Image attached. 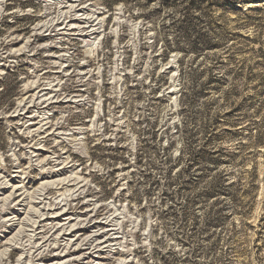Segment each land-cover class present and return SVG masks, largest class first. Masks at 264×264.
<instances>
[{
  "label": "rangeland",
  "instance_id": "obj_1",
  "mask_svg": "<svg viewBox=\"0 0 264 264\" xmlns=\"http://www.w3.org/2000/svg\"><path fill=\"white\" fill-rule=\"evenodd\" d=\"M184 1L84 0L89 37L54 32L74 15L66 0H0V189L19 166L29 192L48 183L49 205L81 220L99 201L119 222L113 264H264V0ZM50 85L80 99L38 133L24 111ZM13 206L0 202L6 238ZM31 213L0 264L33 263Z\"/></svg>",
  "mask_w": 264,
  "mask_h": 264
},
{
  "label": "bare ground",
  "instance_id": "obj_2",
  "mask_svg": "<svg viewBox=\"0 0 264 264\" xmlns=\"http://www.w3.org/2000/svg\"><path fill=\"white\" fill-rule=\"evenodd\" d=\"M66 1L69 4L74 15H73V17H70L69 21L62 22V25L60 26L61 28L56 29V31H54V32L57 35H64V36L70 35L71 36L75 29H79V28H81V26L85 25V27L90 28V33H89L90 36L89 37H91V35H95L97 33V28H98L97 25L98 24L95 23V20L90 22V20L86 19L81 14L83 12V10L79 6L84 0H66ZM1 10H2V2L0 4V12H1ZM67 19H68V17H67ZM98 21H99V19H98ZM85 27H82V28H85ZM85 30H87V29H85ZM75 32L77 33L78 31H75ZM79 33H81V32L79 31ZM45 52L47 53V51H45ZM64 70H66V69H64ZM39 83H42V82H39ZM42 85H43V83H42ZM52 85H54V84H52ZM60 91L61 90L58 88V86H51L50 85L46 88H41L40 86H38L37 92L34 95L32 94V98H30V101H29L30 106L28 105L29 108L28 107L26 108L27 113H26V111H24L25 114L26 115H32V113L36 112V110H37V112H39V113H33V114H35L36 118H38V119H40L38 117V116H40L41 117L40 120L43 121L42 117H44V118L46 117L47 111L49 110L50 107L52 108V106L56 105L57 103L58 104L61 103V101H64V103L69 104L70 101H74L77 98L80 99L79 97H63L62 99L58 100L62 96V94H61L62 92L60 93ZM75 103H76V101H75ZM30 107H32L34 109L33 112L32 111L30 112ZM35 116H29V117L27 116V117H28L29 121L32 123V120L34 119ZM33 121H35V120H33ZM48 121H49L48 119H44L43 123L42 122L37 123L39 125L42 123V126L37 127V128L35 127L34 131H36L38 133L39 132L43 133V131L45 130L44 127H46L48 124H50ZM31 123H30V125H33ZM46 134H48V133H46ZM38 138H37V141H35V143L30 145V154H31L30 156L36 158V161H37V158L39 156L38 143L43 142L44 137H42V138L40 137V140ZM40 161L42 162V160H40ZM60 166H61V164H60ZM57 167H58V165H57ZM31 168H33V167H31ZM65 170H63V171L65 172ZM51 172H54V171H51ZM11 173H12L11 175L4 177V180H3V183H2L0 190L8 188L11 183H14V184L10 187L11 189L9 188L11 190L9 192V194L0 198V202H2V201L5 202V200L10 201V203L13 202L14 206H13L12 212L9 213V216L10 215L11 216L9 219H5V221L7 222L5 229L9 230V231L16 229V231L10 238L5 237V234H6L5 232H3L0 235V244H1L0 245V249H1L0 254L5 253L6 251L12 250V248L14 247L12 245V241H13L12 239H14V237H16V235L20 232V230L23 228V226H25L26 220H29L28 217L30 214H32L31 211L35 210V212H38V215L35 217L36 219L33 221L34 223L32 225V230L30 231L31 233L28 235V237H29L30 242H32V240H37L39 238H40L41 242L38 246L36 245V246L30 247V249H32V250H30V249L27 250L28 257L30 259H32V261L34 260L32 264H47V263L48 264H113L112 263V261L114 260L113 258L119 254V249H120V248H118L120 240H119V237L116 233V229L114 228V225L118 221L113 219V218H115V217H113V215L104 217V215L102 214L103 218H101L98 215L97 211H95L96 208L103 206L102 204H99L100 203L99 201H97V200L94 201L91 199L86 200V203L88 204V206L93 207V209L90 211V214L88 216H86L85 218H83L81 220L80 219L81 213H79V215L78 214L74 215L75 213L74 214H72V212L70 213L66 207L65 208L57 207L58 204L56 202H55L57 204L56 206L53 204L49 205L50 201L49 202L46 201V199H47L46 195L47 194L45 195L44 189H41L45 185H47L48 183H44V181H43L41 184H39V186L35 190L33 189V191L29 192V190L25 186V183L28 180L27 173H24L20 169L19 166L14 167V169ZM56 177H57V175H56ZM50 178H51V176H50ZM15 179L18 182L14 181ZM60 180H62V179H60ZM79 182L77 183V185L79 184ZM27 184H30V183L28 182ZM60 186H61V183H60ZM83 186L84 185H82L80 187H83ZM80 187L78 188V190L75 189V191H73L74 192L73 194L78 193V194H76L77 197L80 196V194H84V192L85 193L87 192L86 191L87 189L85 191H79L82 189ZM90 187H91V185H90ZM39 188H40V190H39ZM45 189H46V187H45ZM62 193H63V191H62ZM87 195L88 194L86 193L84 196L85 199L89 198ZM44 196H46V197H44ZM59 196H58V198L60 199L62 197V195H61V197H59ZM63 196H64V194H63ZM76 196L74 195L73 197L75 198ZM69 197H70V194H69ZM55 201H57V200H55ZM64 201H66V200H64ZM66 203H68V202H66ZM83 203H85V201H83ZM70 204H72V203H70ZM32 207H36L38 209H33ZM102 211H104V210H102ZM22 214H24V215L22 218H20L22 216ZM73 217H75V219ZM73 220H74V223L72 224ZM119 226L120 225H118V227ZM46 230L48 233L46 232ZM55 233H56V236H55ZM24 234H25V232H24ZM45 234H47V235H45ZM118 234H120V233H118ZM59 242L60 243L62 242L61 245ZM23 248L25 249V246H23ZM23 254H24V252H23ZM46 258H49V260L46 261ZM119 259L115 264H130L126 260H119Z\"/></svg>",
  "mask_w": 264,
  "mask_h": 264
},
{
  "label": "trees",
  "instance_id": "obj_3",
  "mask_svg": "<svg viewBox=\"0 0 264 264\" xmlns=\"http://www.w3.org/2000/svg\"><path fill=\"white\" fill-rule=\"evenodd\" d=\"M186 6H185V10L187 12H191L192 10H200V7L198 6V4H202V2H204L203 0H186ZM256 138V137H255ZM257 142L254 141V144H256Z\"/></svg>",
  "mask_w": 264,
  "mask_h": 264
}]
</instances>
